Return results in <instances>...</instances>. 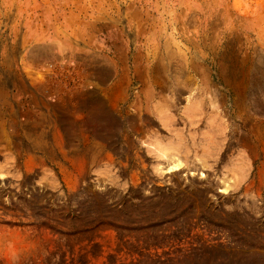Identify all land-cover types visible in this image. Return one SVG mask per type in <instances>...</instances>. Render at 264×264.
I'll list each match as a JSON object with an SVG mask.
<instances>
[{
  "label": "rangeland",
  "instance_id": "374dc122",
  "mask_svg": "<svg viewBox=\"0 0 264 264\" xmlns=\"http://www.w3.org/2000/svg\"><path fill=\"white\" fill-rule=\"evenodd\" d=\"M0 264H264V0H0Z\"/></svg>",
  "mask_w": 264,
  "mask_h": 264
},
{
  "label": "bare ground",
  "instance_id": "6f19581e",
  "mask_svg": "<svg viewBox=\"0 0 264 264\" xmlns=\"http://www.w3.org/2000/svg\"><path fill=\"white\" fill-rule=\"evenodd\" d=\"M180 164V162H178V161H175V162H173L172 164H168V166L166 167V170H170V169H172L173 167H176V166H178Z\"/></svg>",
  "mask_w": 264,
  "mask_h": 264
}]
</instances>
